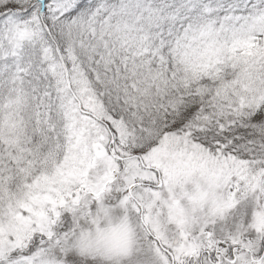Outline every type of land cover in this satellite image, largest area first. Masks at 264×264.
<instances>
[{"label":"snow or ice","instance_id":"6c2138e0","mask_svg":"<svg viewBox=\"0 0 264 264\" xmlns=\"http://www.w3.org/2000/svg\"><path fill=\"white\" fill-rule=\"evenodd\" d=\"M0 264H264V0H0Z\"/></svg>","mask_w":264,"mask_h":264}]
</instances>
